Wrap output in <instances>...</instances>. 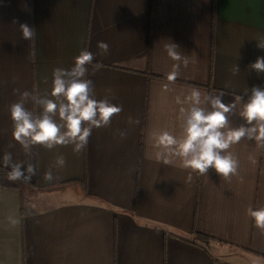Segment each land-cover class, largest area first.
Returning <instances> with one entry per match:
<instances>
[{"label": "crops", "instance_id": "crops-1", "mask_svg": "<svg viewBox=\"0 0 264 264\" xmlns=\"http://www.w3.org/2000/svg\"><path fill=\"white\" fill-rule=\"evenodd\" d=\"M21 23L36 28L34 40L21 38ZM170 40L194 60L175 82L166 79L175 63L164 50ZM262 40L264 0H0V158L10 151L14 162L36 167L28 184L0 187V264H264V231L247 215L264 207V146L234 144L238 174L225 179L178 158L157 160L149 138L182 133L176 96L194 87L223 91L225 103L264 88V73L249 67L264 57ZM83 49L100 65L87 76L97 99L111 89L123 111L93 129L80 153L34 146L26 156L12 137L9 106L25 90L48 95L53 69L72 67ZM231 123L244 121L237 114ZM59 155L62 168L54 167Z\"/></svg>", "mask_w": 264, "mask_h": 264}, {"label": "clouds", "instance_id": "clouds-1", "mask_svg": "<svg viewBox=\"0 0 264 264\" xmlns=\"http://www.w3.org/2000/svg\"><path fill=\"white\" fill-rule=\"evenodd\" d=\"M19 30L24 40L32 41L36 37V28L27 23L19 24ZM257 42V46L264 49V40ZM97 47L102 54L109 51L106 42L98 41ZM179 49L180 46L173 41L164 45L168 57L175 62L166 73L169 82L177 80L181 66L187 68L194 62ZM93 61L92 52L81 50L74 58L72 67L53 69L52 87L48 95L25 90L9 106L12 137L26 156L33 155L34 146L52 150L56 146L72 145L73 151L80 153L87 147L93 129L108 127L112 118L123 111L122 105L112 102L114 96L111 89H106L107 94L97 99L93 81L87 78L88 66L93 67V74L100 67L99 64L94 65ZM249 67L258 75L264 73V57H257ZM239 71L236 64L233 73ZM249 91L251 94L243 103L241 95L233 96L231 102L225 103L223 98L226 93L223 91L217 94L202 93L195 87L183 98L177 95L176 103L181 105L178 119L182 133L176 136L167 130L150 132L149 138L157 149L155 158L165 164H172L174 158H178L182 167L200 175H207L210 169L225 179L237 175L239 160L230 151L231 147L244 138L264 146V88L253 86L246 93ZM29 101L33 104L32 110L26 107ZM237 114L244 123L234 127L231 116ZM128 123L138 124L139 121L130 117ZM117 134L123 139L127 131L117 130ZM0 162L10 169L7 174L10 181L30 182L36 175V167L32 163L14 162L10 151L4 152ZM65 164L63 155L56 157L54 167L62 168ZM43 178L48 182L54 179L51 167ZM247 215L252 218L256 228L264 231V207H249Z\"/></svg>", "mask_w": 264, "mask_h": 264}, {"label": "trees", "instance_id": "trees-1", "mask_svg": "<svg viewBox=\"0 0 264 264\" xmlns=\"http://www.w3.org/2000/svg\"><path fill=\"white\" fill-rule=\"evenodd\" d=\"M9 170L3 168L0 166V187H10V188H15L18 189L22 185L28 184V182H23V181H10L7 179V174ZM196 238L200 241L203 242H209L210 239L206 237L205 235L202 234H195Z\"/></svg>", "mask_w": 264, "mask_h": 264}]
</instances>
